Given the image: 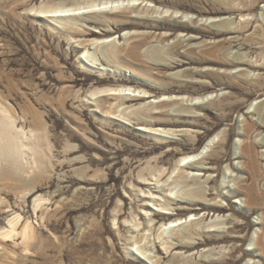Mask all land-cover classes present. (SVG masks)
Instances as JSON below:
<instances>
[{
	"label": "rangeland",
	"instance_id": "1",
	"mask_svg": "<svg viewBox=\"0 0 264 264\" xmlns=\"http://www.w3.org/2000/svg\"><path fill=\"white\" fill-rule=\"evenodd\" d=\"M94 2L98 6L86 8ZM104 2L121 5L116 11L136 27L116 24L120 15L108 13ZM173 2L0 0V264H155L159 259V264H184L186 258L195 262L214 247L233 244L236 250L224 264L261 261L255 243L262 212L250 214L244 196L231 195L244 178V118L248 114L260 123L257 109L264 105V88L258 91L253 83L247 90L238 78H230L256 71L229 62L240 56L261 60L264 37L253 34L257 24L243 35L170 32L165 16L212 28L223 18L239 21L237 14L174 10ZM40 11L48 13L39 18ZM254 14L258 25L264 24V1ZM134 41L143 54L138 59L120 51ZM178 41L182 53L189 47L197 52L212 48L214 57L188 55L180 58L181 66L168 68L167 59H176L169 49ZM154 49L162 50L165 59L152 57ZM208 69L226 72L227 83H238L221 86L216 74L194 72ZM259 73L264 78V70ZM224 95L228 98L217 109L195 107ZM169 117L199 121L171 125ZM218 135L222 153L211 156L209 144ZM263 138L264 133H254L248 140ZM257 149L264 153V146ZM161 169L167 172L156 188L137 182ZM194 177L199 180L193 182ZM201 185L210 189L211 203L228 208L207 211L206 224L236 217L241 232L216 225L211 231L224 230L225 243L173 247L178 237L190 240L184 232L206 213L184 210L191 206L185 201H193L190 190Z\"/></svg>",
	"mask_w": 264,
	"mask_h": 264
},
{
	"label": "bare ground",
	"instance_id": "2",
	"mask_svg": "<svg viewBox=\"0 0 264 264\" xmlns=\"http://www.w3.org/2000/svg\"><path fill=\"white\" fill-rule=\"evenodd\" d=\"M264 0H174L173 5H174V10H196L198 11L199 14L201 15H208V16H220V15H225V14H232V15H238L239 21H236V19H231V18H223L220 19L219 21H216L213 24L212 27H207L206 24H203L201 26H194L193 20H188L187 22H178L177 19H172L171 17L165 16L163 18V21L167 24L166 26L169 28L170 32L178 31L181 30L182 32H189V33H198L199 30H208L210 33H212L213 37H220L224 36L227 34H238V35H243L244 32L249 31L251 28L254 27V25L257 24V27L255 26L254 28V33L255 35H260L264 37V24H259L260 19L254 14L258 4L260 2H263ZM106 6H109L108 2H104ZM111 4V3H110ZM100 5V4H99ZM98 6L96 2L91 3L88 7L86 8H94ZM121 5H112L109 7H106V10H109L114 16H119V19L121 22L114 20V22L118 25L126 26L128 27H136V25L129 24L126 22V16L121 14V11H116L117 9H121L123 7H120ZM100 10V9H96ZM105 10V11H106ZM43 13L46 14L48 12H42L40 11L39 14H37V17L42 18ZM172 16V15H171ZM95 24L102 25L104 22H94ZM210 28V29H209ZM213 29V30H212ZM81 33V35L86 36L87 33ZM90 35V34H87ZM171 35V34H170ZM144 34H140L138 37L142 38L144 37ZM131 39V38H130ZM194 40L196 38H193ZM231 40V39H230ZM135 45L130 46V48H124L120 49V51H126L128 54L134 58L138 59V57L142 56L143 54L138 51V42L134 41ZM188 42H191L190 39H188ZM232 42L234 43V39H232ZM81 45H83L85 48H87V45L85 44L86 42H80ZM221 43L215 42L216 44L213 48L219 47L218 44ZM182 41H178L174 47H171L169 49V52L176 57L174 60H169L168 65L166 64L165 66L168 68H177L183 64L182 60H180L181 57L188 56V55H197V54H203V55H208L210 57H214V52L216 50L211 49H204L200 50L197 52L195 47H189L186 48V50L182 53L179 50V46L182 45ZM151 56L154 58H163L164 54L162 50L160 49H154L151 51ZM241 58H238L239 61H234L233 59L229 62L231 65L234 64L239 66H247L250 69H254L256 72L251 76L247 72L240 73L241 71L238 72V75L235 77H230L228 73L220 72L216 70H211L208 69L207 71L203 72L200 70L194 71L195 74L203 76V77H208L213 75H217L218 79L217 82L220 83L221 86L225 85H234L238 82H242L246 85V89L248 90L249 85H252L253 83L256 84L257 90L262 91L264 88L262 85V81L264 78H262V75L259 73V71L264 70V57L261 60H256V61H250L247 59H244L243 56H240ZM192 61H197V62H207L210 63L212 60H206V59H201V58H193L190 57ZM238 66V67H239ZM230 77V78H238V82L232 81L231 83H227L224 80V77ZM212 78V77H211ZM224 80V81H223ZM96 83H101L100 81H97ZM187 83L186 81H183L182 86H185ZM195 84V83H192ZM201 87L204 88H213L214 86L209 84V83H197ZM166 92H169L167 90V87H165ZM121 89H111L108 88L106 92L108 91H120ZM97 92L92 93L91 95L94 96L96 95ZM107 96V95H106ZM119 99L121 98L122 100H134L135 98H122V96L118 97ZM228 98L227 95H224L221 100H209L205 101L202 104L195 106L196 108L199 109H217L220 107L222 104L223 100H226ZM104 100V99H102ZM235 104V103H234ZM262 104V103H261ZM164 105L169 106L171 103H164ZM233 104L229 103L227 104L228 108H231ZM142 109V108H140ZM264 110V105L259 106L257 109V112L259 116L260 123L257 121H254L251 117L247 116L244 118V136L246 137V142H244L242 146V152L240 157L242 160L244 159L242 171L244 170V178H242L236 185H235V191L231 196L234 197H239V196H244L245 200L244 203L246 207L249 209V213H255V212H262V218H261V224L263 227L260 229V235L258 236L256 240V246L262 251V259L259 261V264H264V188L260 187V184L264 181V153H259L258 152V147H263L264 146V138L259 142L256 141L255 139H251L250 141L248 139L252 138L254 133H257V136H262L264 133V113L262 111ZM226 114V113H225ZM222 114V117H227V115ZM172 117H169L167 120L171 125H193V123L199 121V119L192 118L191 122H188L190 119L182 120L184 118H178L175 119L174 121L172 120ZM162 121V120H160ZM186 137H189L187 135ZM196 137L190 138L191 142H195ZM220 136L218 135L216 140L211 141L209 144V147L211 148V156H216L219 157L222 152L218 151L217 149L221 147V142L219 141ZM185 160V159H184ZM213 168H209L207 172L212 170ZM161 172L158 174H153L150 179H143V180H138L137 182L142 185H152L156 183H160L162 181V178L166 175L167 169H161ZM181 176V174H179ZM193 182L198 181V177H194L191 179ZM152 181H155V183H152ZM152 186H148L150 188ZM156 188V185L153 186ZM149 192L151 193V189H148ZM209 190H206L204 186H199L197 188H192L189 192L190 196L193 198V201H185L186 203H189V207H184V210L191 211L193 213L202 211L206 212L197 222H194L191 226V228L186 229L184 232V237L189 238L190 240H185L184 238L178 237V243L177 244H171L173 247H181L182 249H197L199 247H209V246H217L218 244L225 243L224 240L228 238L227 234H224L226 232H229L231 230L240 233L241 231L236 230V226L239 224V222L234 218H225L221 222H216L213 224H206L207 218L210 216V214L207 211H215L217 213H221L223 211H226L228 208L219 204H213L209 200L208 197L211 196V194H208ZM158 217V216H157ZM154 220H156L155 217H153ZM115 221H118V218H115ZM118 223H115L117 225ZM165 225V224H162ZM216 225H224L227 227L228 230L226 232L224 230L217 231V232H212L211 229L212 227H215ZM194 226H201L200 229L194 228ZM133 227H131L132 229ZM240 236L238 235L235 238H239ZM171 248V247H169ZM176 249V248H175ZM230 252H226L224 250H229ZM236 250V245H228L226 248L224 246L219 247H214L209 250L208 253H206L201 260H196L194 262L193 258L189 259L186 258L183 260L184 264H224L226 263L227 256L230 255L231 252ZM177 258L178 260L181 261V257H174ZM160 259L155 262V264H159Z\"/></svg>",
	"mask_w": 264,
	"mask_h": 264
}]
</instances>
